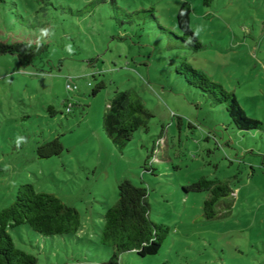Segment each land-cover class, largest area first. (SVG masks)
Instances as JSON below:
<instances>
[{
    "label": "rangeland",
    "instance_id": "rangeland-1",
    "mask_svg": "<svg viewBox=\"0 0 264 264\" xmlns=\"http://www.w3.org/2000/svg\"><path fill=\"white\" fill-rule=\"evenodd\" d=\"M115 1L117 7L110 0L0 5L2 39L47 44L28 66L0 55V209L26 182L75 207L81 220L75 235L43 236L19 225L9 229L15 246L37 264H102L111 249L99 241L101 214L127 178L146 187L150 218L170 231L158 253L125 252L120 264H264V132L236 128L224 104L176 73L184 57L264 125V0ZM182 1L190 3V26L203 45L197 51L167 33L180 35ZM150 9L156 22L143 12ZM135 11L140 17L129 22ZM68 81L76 89H67ZM118 90L132 91L152 114L122 149L102 129ZM54 137L62 152L38 157L36 147ZM201 176L233 190L209 220L206 193L183 189Z\"/></svg>",
    "mask_w": 264,
    "mask_h": 264
},
{
    "label": "trees",
    "instance_id": "trees-1",
    "mask_svg": "<svg viewBox=\"0 0 264 264\" xmlns=\"http://www.w3.org/2000/svg\"><path fill=\"white\" fill-rule=\"evenodd\" d=\"M2 3H6V0H0V5ZM110 3L113 7H117L115 0H110ZM144 11L148 12L151 21H157L151 9ZM190 12V3L182 1L176 12L180 35L167 33L177 39L179 46L197 51L203 45L198 41L190 26ZM132 14L140 17L141 11L129 13L128 16L131 17L129 22L133 20ZM46 53L47 44L20 40L7 42L1 38L0 30V55L15 56L21 66L33 64L37 57L44 56ZM176 73L181 75L189 86L206 95L211 103L224 104L236 128L239 130L257 129L264 132L263 123L258 119L248 117L232 92L225 90L221 84L211 81L203 71L193 68L184 57L180 58L176 66ZM103 86V82L97 83L92 87L91 94H96ZM47 109L50 114H54L55 110L52 106ZM151 116L149 109L132 91L118 90L108 100L103 111L102 129L113 145L122 149L136 130L140 127L148 128ZM62 150L63 146L59 137H54L36 147L37 156L40 158L58 155ZM150 170L153 169L150 168ZM183 189L185 192L206 193L202 214L207 220L217 216V205L222 198L233 192L228 184L205 176L199 177ZM149 210L150 204L144 185L134 184L127 178L119 181L117 201L107 206L101 214L103 222L99 241L103 246L111 249L110 257L102 264H120L119 257L125 252H133L140 257L158 253L170 228L164 223L152 220ZM23 224L43 236H62L75 235L80 229L81 220L75 207L64 203L55 195L36 191L31 183L19 184L12 203L0 209V264H37L36 256L15 246L9 232V229Z\"/></svg>",
    "mask_w": 264,
    "mask_h": 264
},
{
    "label": "built area",
    "instance_id": "built-area-1",
    "mask_svg": "<svg viewBox=\"0 0 264 264\" xmlns=\"http://www.w3.org/2000/svg\"><path fill=\"white\" fill-rule=\"evenodd\" d=\"M66 87H67V89H69V90H74V89H76V85H72V84L70 83V81H68V82L66 83ZM69 109H70V105H68V107H67V111H69Z\"/></svg>",
    "mask_w": 264,
    "mask_h": 264
},
{
    "label": "clouds",
    "instance_id": "clouds-1",
    "mask_svg": "<svg viewBox=\"0 0 264 264\" xmlns=\"http://www.w3.org/2000/svg\"><path fill=\"white\" fill-rule=\"evenodd\" d=\"M200 30H201V29H200L199 27H197L196 30H195V33H196V34H199ZM42 31H43V32H47V29H44V30H42ZM19 139H23V138H19Z\"/></svg>",
    "mask_w": 264,
    "mask_h": 264
}]
</instances>
